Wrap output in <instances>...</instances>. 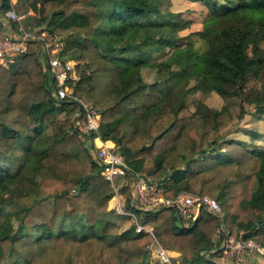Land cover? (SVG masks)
Masks as SVG:
<instances>
[{
  "label": "trees",
  "instance_id": "trees-1",
  "mask_svg": "<svg viewBox=\"0 0 264 264\" xmlns=\"http://www.w3.org/2000/svg\"><path fill=\"white\" fill-rule=\"evenodd\" d=\"M34 1L47 30L81 34L63 38V44L73 48L79 68L72 95L99 114V139L111 141L133 172L160 182L164 196L185 190L212 197L226 213L222 223L231 236L251 238L264 248V147L247 148L234 139L208 141L210 131L230 122L225 105L190 110L182 99L168 101L174 85L183 87L197 77L210 80L203 93L221 98L241 94L252 76L264 78V15L252 19L253 10L264 9V0H190L207 6L201 29L192 32L205 44L202 50L188 35L176 36L186 22L178 12L160 10L161 0H105L104 7L99 0ZM7 7V0H0V9ZM165 47L180 48L181 63L156 59L153 52ZM38 49L30 41L9 66H0V190H8L3 181L29 153L42 194L0 196V264H147L152 240L178 252L177 264H218L201 256L202 251L211 259L216 254L211 251L220 222L216 216L200 211L191 228L178 227L170 208L129 207L128 185L118 190L125 207L151 233L135 232L132 225L118 231L115 220L102 216L114 210L97 213L111 199L112 187L72 130L74 102H53ZM147 59H156L160 81H144L140 66ZM252 64L254 72L248 70ZM247 97L250 115L259 118L264 89ZM57 112L64 117L54 116ZM44 125L49 127L46 142ZM244 131L264 142V134ZM10 163L18 164L13 173ZM4 202L14 207L10 234Z\"/></svg>",
  "mask_w": 264,
  "mask_h": 264
},
{
  "label": "built area",
  "instance_id": "built-area-1",
  "mask_svg": "<svg viewBox=\"0 0 264 264\" xmlns=\"http://www.w3.org/2000/svg\"><path fill=\"white\" fill-rule=\"evenodd\" d=\"M8 7L0 9V66H9L14 57L26 51L27 43H38L37 59L40 67L49 77L48 91L53 102L58 104L64 100L74 102L76 108L69 116L72 130L81 138L91 161L98 167L101 177L108 181L113 191L117 190L114 182L118 178L129 180V207L139 210H157L170 208L175 216V225L188 227L197 218L200 211L216 216L219 226L212 241L217 239V254L212 260L218 264H264V248L251 238L233 237L222 223L221 209L218 202L205 194L188 191H177L173 196L163 195V189L158 181L148 180L139 172H133L125 163L121 153L113 143L100 140L97 136L99 114L89 105L82 103L72 95L71 84L77 79L74 76L76 62L62 59L57 53L60 41H50L46 37V27L36 26L26 28L21 23L22 15L13 9V0H7ZM75 62V63H74ZM98 144H96L97 142ZM122 216H130L133 220V230L151 233V227L136 221L134 213L128 208L116 211ZM155 262L171 264L172 258L161 245L152 240ZM214 247V246H213ZM154 252L150 249V254Z\"/></svg>",
  "mask_w": 264,
  "mask_h": 264
},
{
  "label": "rangeland",
  "instance_id": "rangeland-1",
  "mask_svg": "<svg viewBox=\"0 0 264 264\" xmlns=\"http://www.w3.org/2000/svg\"><path fill=\"white\" fill-rule=\"evenodd\" d=\"M15 3L12 7L16 11L17 14L22 15L23 18H21V23L26 28H32L36 26H44V22L40 20V13L38 9V5L34 0H13ZM106 1L105 0H99V7L105 6ZM160 10L162 11H170V12H178V17L185 20L186 24L182 28H178L176 31V36H185L188 35L190 38L195 39L193 45L197 47L199 50L204 49L205 44L198 40L197 35H193L192 32L196 30L201 29V23L204 20V17L207 12V6L203 2L199 1H190V0H161L159 5ZM103 15V12L100 10L98 13V19H101ZM264 15V9L259 8L253 10L252 13V19L256 20L258 18H261ZM71 30V29H70ZM70 30H53L54 32H50L49 30L46 31V37L52 41L53 39L55 41H60V46L58 55L65 60H74V51L73 48L69 47L68 49H65V45L63 44V38H69L70 35H79L81 34L79 32H72ZM197 39V40H196ZM135 42H138V38L134 39ZM153 46V45H152ZM153 47H151V50ZM152 52V51H151ZM154 56H156V59L163 60L166 59L168 64L173 63H181L182 61V52L180 48H168L165 47L161 53H158L157 51L153 52ZM130 58V57H129ZM147 59L145 63L141 64L140 71L143 76V79L145 82L152 81L153 79H157L160 81L161 76L155 72L153 63L154 60ZM157 60V61H158ZM75 63V62H74ZM128 69H130L128 67ZM78 69L74 68V76H77ZM250 72H254L257 70V66L252 64L250 68L248 69ZM256 77H250L248 82L246 83L244 87V91L236 96H230L227 98H221L214 92H205L203 93L201 91L202 87L205 85L206 82H210L208 78L203 77H197L195 80H189L185 86L181 87L179 84L174 85L172 88L169 87V83L166 85L165 83L161 82L163 88H171L168 91V101L173 103L176 100L182 99V101L185 103L188 109L194 110L197 108H202L203 110H212L217 109L218 107L225 105L229 114H230V122L222 127V128H215L212 131H210L207 135L208 141L212 142H218L223 139H234V140H242L247 143V148H261L264 146V142L260 139H251L250 136H248L244 129H254L257 132L264 133V115H262L259 119H255L252 117L249 113V111L252 109L251 104L248 102V97L252 95L257 90H263L264 89V78L260 75ZM87 105V104H86ZM90 106V105H89ZM242 110V115L239 116V112ZM63 118L64 115L57 114V118ZM48 133H49V127L44 125V128L42 130V134L45 136V142L48 140ZM104 141V140H103ZM109 141V140H108ZM111 142V141H109ZM83 143V142H82ZM97 142L96 144H98ZM112 143V142H111ZM207 146V145H206ZM210 146L206 147L209 148ZM197 156V155H194ZM22 158V159H21ZM20 161L22 164L20 167L15 171V174H12L3 181L2 185L3 187L8 188V190L1 189L0 190V196L5 199H11L15 193H26L30 192L32 195L35 196V198H38L42 196V194L37 190L36 188V182L37 178L34 171V163H35V157L30 154H26L25 157H21ZM17 166V165H16ZM16 166L11 167L10 166V173H13V171L16 169ZM4 168V166H3ZM14 168V169H13ZM125 178V176H124ZM125 183H127L126 178L125 181H122V178L116 179L114 182V186H116L117 190L113 191L112 189V196H110V200L104 204L106 206V210L112 209L113 212H109L106 214H103L102 216H107L112 220H115L117 223V230L121 231L128 226L133 224L132 218L129 216H122L116 211L120 208V210H125V202L124 197L121 192H119V188L123 186ZM180 191V190H179ZM185 191V190H183ZM7 200V199H6ZM10 201V200H8ZM6 202H4L5 209V221L8 223L9 228L7 229V233L10 234L14 227H15V221L12 219L11 212L14 207L10 205H6ZM21 205V204H20ZM103 205V206H104ZM100 208L99 210H101ZM102 213V212H101ZM136 221L137 215L134 213ZM221 215L224 219L226 217L225 211L221 209ZM67 219H65L66 221ZM175 223V222H174ZM214 235V234H213ZM213 235L211 237V241L213 238ZM213 249L211 251H215L217 254V239L215 238L213 241ZM155 245H152V242L148 246V255H147V264H157L155 262V255L153 253H156L154 250ZM150 249H152L154 252L150 254ZM215 254V255H216ZM214 255V256H215ZM170 257L173 256L174 258L171 260V264H177L179 261V253L176 254H170ZM172 258V257H171ZM160 264V263H159Z\"/></svg>",
  "mask_w": 264,
  "mask_h": 264
},
{
  "label": "crops",
  "instance_id": "crops-1",
  "mask_svg": "<svg viewBox=\"0 0 264 264\" xmlns=\"http://www.w3.org/2000/svg\"><path fill=\"white\" fill-rule=\"evenodd\" d=\"M14 1H15V0H14ZM14 4H15V3L13 2V5H14ZM75 61H76V60H75ZM60 113L62 114V116L64 115L63 112H57V113L54 114V116L57 117V114H60ZM262 115H264V114H262ZM262 115H261V116H262ZM261 116H260V117H261ZM260 117H259V118H260ZM58 118H59V117H58ZM259 118H255V119H259ZM253 130H254V129H253ZM259 133H261V132H259ZM262 134H264V133H262ZM263 147H264V146H263ZM25 155H26V154H25ZM25 155H24V156H25ZM24 156H22V157H24ZM21 159H22V158H21ZM21 159H20V160H21ZM19 164H22V162H19ZM16 165H18V164H14V163H10V164H8V166H11V167H14V166H16ZM13 169H14V168H13ZM101 208H102L101 210H98V211H97V213H98L99 215H100V214H103V213L106 211V206H105V205L102 206ZM101 212H102V213H101ZM165 250H166V252L168 253V255L178 253V252H176V251H174V250H168V249H165ZM171 257H172V259L174 258L173 256H171ZM211 261H212V260H211ZM256 264H260V263L257 262Z\"/></svg>",
  "mask_w": 264,
  "mask_h": 264
},
{
  "label": "water",
  "instance_id": "water-1",
  "mask_svg": "<svg viewBox=\"0 0 264 264\" xmlns=\"http://www.w3.org/2000/svg\"><path fill=\"white\" fill-rule=\"evenodd\" d=\"M195 220H196V218L192 221L191 225H189L188 228H191V227L194 225ZM206 253H207L206 251H202V252H201V256H202L205 260H209V261H211L212 259L209 258V257H207V256H206Z\"/></svg>",
  "mask_w": 264,
  "mask_h": 264
}]
</instances>
